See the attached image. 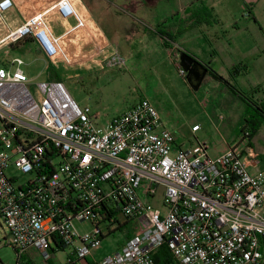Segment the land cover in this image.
<instances>
[{
	"label": "built area",
	"instance_id": "built-area-1",
	"mask_svg": "<svg viewBox=\"0 0 264 264\" xmlns=\"http://www.w3.org/2000/svg\"><path fill=\"white\" fill-rule=\"evenodd\" d=\"M14 8V0L0 1V19ZM52 13L76 15L70 0H58L9 31L0 49L34 37L53 60L40 38L41 26L51 33ZM22 66L20 58L0 60V218L16 264H26L30 249L46 264L52 249L71 252L65 264H88L101 246L99 225L119 216L136 220L138 232L97 264H156L162 247L172 264H264V171L252 172L249 142L215 157L198 140L183 148L147 99L101 124V113L80 107L61 81L32 92ZM75 221H90L96 234L80 236Z\"/></svg>",
	"mask_w": 264,
	"mask_h": 264
},
{
	"label": "rangeland",
	"instance_id": "rangeland-1",
	"mask_svg": "<svg viewBox=\"0 0 264 264\" xmlns=\"http://www.w3.org/2000/svg\"><path fill=\"white\" fill-rule=\"evenodd\" d=\"M97 1L105 8L110 9L108 11L113 12L121 10V6L128 0ZM176 1L196 3L198 0ZM205 2L207 6L215 8L221 25L210 28L209 33L206 32V38L201 33L194 31L195 34L188 37L187 40H179L180 46L188 49L202 61L217 65L218 72L227 79H229V72L233 67L242 69L243 66H247L248 73L239 79V86L247 93L256 86L264 87V34L260 31V29L264 31V0H205ZM91 3L93 4V2ZM172 8V3L170 5L163 3L158 7L148 8L144 16L136 14L135 18L143 16V20L138 24L143 29L145 26L153 30L159 26L162 28L171 23L166 20L170 17ZM249 8H252L253 14L250 19ZM40 11L41 9L36 8L28 17ZM96 15L100 25L109 34H112L117 21L119 22L118 29H121L123 33L127 28L132 27L129 17L115 18L117 21L111 25L109 19L102 12L97 11ZM253 18L258 21V26L254 24ZM162 21H166V24ZM3 25L4 23L0 19V40L4 34L1 31ZM53 26L56 31L60 30L59 25L53 23ZM3 30L6 31L4 28ZM151 35L154 37L153 34ZM95 38L102 45L105 44L100 32L95 34ZM70 39L71 37H69ZM82 42L91 45L86 50L89 53L85 56L86 54L82 51L83 57L71 62L74 68L78 67L77 63L82 64L93 59L99 52L97 49L101 47L96 43L98 48H94L93 40L83 41L82 38ZM135 44L139 49L141 48L138 42ZM80 45L82 48L83 44L80 43ZM148 46L149 49L141 54L137 53L136 49L130 53L123 52L124 64L109 65L112 62L110 56H107V53L102 54L106 59L104 63L108 65L104 69L70 68L67 70L60 64L57 67L52 66L49 58L44 54L41 44L37 40L32 42L29 39L17 41L0 49V60L22 59L24 61L22 70L29 79L28 87L32 92H35V87L39 83L57 80L63 82L80 107L89 106L93 111L101 113V124L124 114L128 107L135 105L140 100L147 99L159 111L165 128L173 132L176 137L179 136L185 147L197 146L190 132L195 124H200L201 131L197 134L198 141L208 145L210 157H215L225 148V140H228L237 152H241L248 145L249 139L245 138L236 116L238 115L240 120L245 114L238 111L239 113H236L228 130L222 129L221 126H218L217 119L215 120L212 115L207 114L210 111L208 105L211 102L206 99H195L194 96V99H188V94L183 97L180 88L175 89L176 87L171 86L175 79H178V71L171 58L162 54L158 41L152 38L148 41ZM112 57L117 59L121 56L114 54ZM100 58L102 59V57ZM96 60L97 58H95ZM206 80L215 82L209 77ZM207 87L210 88L208 83H204L198 93ZM221 89L224 90L223 87ZM185 97L187 99H184ZM253 142L257 151L264 149V123ZM14 174L18 175L19 173ZM160 197L161 192L157 198L151 201L155 207L161 205ZM118 220L114 224L102 222L99 225V230L103 235L102 242L100 248L89 256L90 261L102 263L109 255H116L120 251V247L131 237H135L139 229L138 222L127 220L122 216H119ZM74 226L80 236L96 234V226L90 221L84 223L75 221ZM7 234L8 231L0 218V257L4 258L7 264H16L17 254ZM50 253L53 257L51 259L53 264H65L71 254L69 250L50 251ZM38 258L42 259L40 255Z\"/></svg>",
	"mask_w": 264,
	"mask_h": 264
},
{
	"label": "crops",
	"instance_id": "crops-1",
	"mask_svg": "<svg viewBox=\"0 0 264 264\" xmlns=\"http://www.w3.org/2000/svg\"><path fill=\"white\" fill-rule=\"evenodd\" d=\"M56 1L58 0H14L15 8L10 13L5 15V22H3L4 25L2 26V29H1V31L4 33L3 37L8 34L9 30L11 31L21 26V24L26 19L29 18L28 16L34 9L36 8L41 9L40 12H42V10H45L46 8L51 6L53 3H55ZM71 1H73L75 8H76V11H75L76 15L73 18L65 20L59 17V15L56 13H52V15L49 17V22H50L49 29L55 41L61 40L62 38L61 36L64 37V36L70 35L71 37L70 40H69V37L68 38L65 37L62 41L63 45H61L62 47L69 50L68 57L65 58L63 55L59 56L56 54V57L53 60L50 59V63L52 66L57 67L60 64L67 70L70 68L71 69L72 68L73 69H81V68L104 69L108 65L104 63L106 59L103 57L102 54L107 53V56H110V57L116 54L124 58L123 52L125 53V51H127L128 53H130V52H133V50L135 49L137 50V53L141 54L149 49L148 41L151 40L152 38H155L158 41L159 47L162 50V54L166 55V57L171 58L174 66L176 67L178 71V75H177L178 79L175 77L176 79L174 81V84L172 83L171 86L173 88L176 87L175 89L180 88V92H182L183 97L186 94H188L189 96L188 99H194L195 97V99H206L207 101L211 102V104L208 105L210 107V111L208 112L206 110L205 111L207 112L209 116L212 115V117H214L215 120L217 119L218 126H221V128L226 131L228 130L230 124L232 123V120L235 117L236 113H239L238 111L243 112L245 115L240 120H239V116L238 115H237L238 117L236 116V119L239 121V123L238 121L236 122L238 123V125L240 126V129L242 130L243 125H244V119L248 111L247 106L237 96H234L223 83L215 80L208 73L204 77V79L199 83L200 84L199 87L194 90L192 86L190 85V83H188L187 79L186 78L184 79L183 77L179 75L178 65L180 63V56L182 52L189 53L190 55L194 56L202 64L209 66L218 72L217 65L215 64L213 65L211 62L207 63V62L202 61L196 55L192 54L188 49L182 48L179 43V40L180 41L187 40L188 37L195 34L193 33L194 31L201 33L202 36H205L206 38V35H207L206 32L209 33L210 28H212L213 26L221 25L220 19H218V15L216 14L215 8L210 7L213 9L214 15L216 19L218 20L217 24H214V25L202 24L195 28L185 29L189 21L188 14L194 8L200 7L202 5L207 6L205 0H198L196 3H190V2L179 3L176 0H167V1L166 0H128L127 3L125 2L126 4H123L121 6V10H116L113 12L108 11L110 9L105 8L104 5L100 4V2L97 0H71ZM91 2H93V4ZM163 3H169V5L170 3L173 4L172 12H170V17L166 20V21L169 20L168 22H171V23L167 24V26H163L162 28H160V26L156 27V29L154 30L146 26L144 27V29L139 27L138 24L141 23V21L143 20L142 17L145 15L144 13L146 12V10L148 8L158 7L159 5ZM97 11L102 12V14L109 19V22L111 25L115 23L114 21H117V19L115 18L129 17L131 19L130 24L132 27L130 29L128 28L126 29L125 33H127L128 35L126 34V36H124L125 33H123L121 29H118L119 28V26H117L119 25L118 21L116 23L114 30L111 28V30H113L112 34H109L108 32H106L105 29H103V27L99 23V20L96 15ZM82 14L86 16L85 20L82 18ZM136 14L140 16L143 14V16L141 18H135ZM251 17H253V14ZM251 17H249V19ZM86 20L90 22V25L92 26L91 28L85 26L87 25ZM166 21H164L165 23L163 21L162 22L166 24ZM53 23L60 26L59 31H56V28L53 26ZM254 24L258 26L259 23L256 20V22L254 21ZM3 28H5L6 31H4ZM75 30H76V33H75ZM260 31L264 34V31L262 29H260ZM99 32L102 34L105 40L104 45H102L101 42H99L97 38H95V34ZM151 34H153L154 37ZM161 34H166L168 35V37L165 38ZM82 38H83V41L87 40L90 42L93 40L94 45L92 46L96 49L98 48L97 47L98 45L96 43H98L99 46L101 45V47L97 49L99 52H97V54L93 57V59H91L90 61L87 60L82 64L77 63L76 65H78V67L74 68V65L71 64V62L76 61V59H81L83 57V54H82L83 52L84 54H86L85 56H87L89 52L87 53L86 50L89 49L91 46L89 43L85 44V42H82ZM27 39L31 40L32 42L35 41V38L33 39L27 38ZM136 42L139 43L141 47L140 49L136 46L135 44ZM80 43L83 44L82 48H81ZM44 54L46 55L45 52ZM100 57H102V59ZM95 58H97L96 61H95ZM233 69L234 67L229 72V79L225 77L224 78L230 81L231 83H234L240 89V91L243 92L245 95L249 97L254 96V101L256 102L262 101L264 99V87L256 86L249 93L245 92L239 86V79L245 73H241L238 76L234 77L232 75ZM208 77L211 78L215 82H212L211 80H206ZM204 83H208V86L210 88L207 87V89H204L200 93H198L204 86ZM222 87L224 88V90L221 89ZM257 89H258V93H256ZM184 99H187V98L185 97ZM131 107L132 106L128 107L125 112H127ZM220 116H223L224 119L220 120ZM195 125H200V124H195ZM198 133L194 135L192 131L190 132L191 137H193L195 141L198 140V137H197ZM257 135L255 137H257ZM255 137L250 142V147L252 148V150L257 156L256 166L252 169V172H256L259 170L264 171V149H259L257 151L255 143L253 142ZM177 144L183 148H187L183 145V143L179 139V136L177 137ZM224 144H225V148L221 150L220 153L216 154V156L223 154L229 146L233 147V145H231V143L228 140H225ZM245 153L246 152H244V155ZM7 236L9 237V234H7ZM39 255L41 256L38 250L30 249L27 253V256L25 257V261L27 262V264H46L44 260L42 261V259L38 258ZM88 260L89 258L87 259V261ZM91 262L93 264H97V262L95 261H91ZM0 264H7V262L5 261L4 258L0 257ZM49 264H53L52 261H50ZM77 264H83V263L82 261H80V263H77Z\"/></svg>",
	"mask_w": 264,
	"mask_h": 264
},
{
	"label": "trees",
	"instance_id": "trees-1",
	"mask_svg": "<svg viewBox=\"0 0 264 264\" xmlns=\"http://www.w3.org/2000/svg\"><path fill=\"white\" fill-rule=\"evenodd\" d=\"M251 13H252V8H249L248 9L249 17L252 16ZM188 18H189V21L187 23L188 25L185 27V29L195 28L202 24L214 25L218 23V20L214 15L213 9L206 5H202L200 7L192 9L191 12L188 14ZM253 20L256 22V19L253 18ZM161 35L164 36L165 38L168 37V35L166 34H161ZM181 54H183V52ZM206 67L209 69L210 76H212L215 80L223 83L234 96H237L240 100H242L246 104L248 111L244 119L242 132L244 133V136L246 132H249L248 139L250 144V142L258 134L262 124L264 123V99L262 101H257V102L254 101V96L249 97L245 95L243 92L240 91V89L234 83H231L230 81L226 80L213 68L209 66ZM178 68L179 70L183 69L180 63L178 65ZM247 72L248 69L246 66H243L242 69L240 67H234V69L232 70V75L235 77L241 73H247ZM256 93H258V89ZM153 257L156 261V264H172L171 256L169 255L166 247L160 248L153 255ZM88 264H93V263L88 260Z\"/></svg>",
	"mask_w": 264,
	"mask_h": 264
},
{
	"label": "water",
	"instance_id": "water-1",
	"mask_svg": "<svg viewBox=\"0 0 264 264\" xmlns=\"http://www.w3.org/2000/svg\"><path fill=\"white\" fill-rule=\"evenodd\" d=\"M180 65L186 71V79L194 89L199 87V83L209 73V69L204 64L199 62L187 52H183V54H181ZM192 73L195 74L196 83H194L191 78Z\"/></svg>",
	"mask_w": 264,
	"mask_h": 264
},
{
	"label": "bare ground",
	"instance_id": "bare-ground-1",
	"mask_svg": "<svg viewBox=\"0 0 264 264\" xmlns=\"http://www.w3.org/2000/svg\"><path fill=\"white\" fill-rule=\"evenodd\" d=\"M71 4L73 5V7H74V9L76 11V8H75V5H74L73 1H71ZM82 18L85 20L86 19V16L84 14H82ZM86 22H87V25H85V26L91 28L92 26L90 25V22L88 20H86ZM75 33H76V30H75ZM61 37H60L61 40H57L58 42L55 41L54 40V37L52 36V34L48 32L47 28L45 26H41V35H40V38L43 41V43L45 44V46H46L49 54L52 55V56H54L56 54L59 55V56L63 55L65 58H67L68 55H69V50L66 49V48H64V47H62L61 45H63V42H62L63 39L65 37L66 38L70 37V35L64 36V37L61 36Z\"/></svg>",
	"mask_w": 264,
	"mask_h": 264
},
{
	"label": "flooded vegetation",
	"instance_id": "flooded-vegetation-1",
	"mask_svg": "<svg viewBox=\"0 0 264 264\" xmlns=\"http://www.w3.org/2000/svg\"><path fill=\"white\" fill-rule=\"evenodd\" d=\"M191 78H192L193 82L196 83V79H195V74L194 73L191 74Z\"/></svg>",
	"mask_w": 264,
	"mask_h": 264
}]
</instances>
